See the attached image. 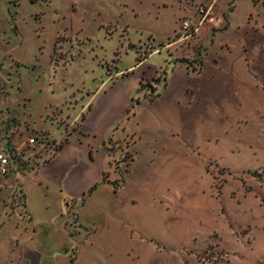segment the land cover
Listing matches in <instances>:
<instances>
[{"label": "crops", "instance_id": "crops-1", "mask_svg": "<svg viewBox=\"0 0 264 264\" xmlns=\"http://www.w3.org/2000/svg\"><path fill=\"white\" fill-rule=\"evenodd\" d=\"M172 1L179 7L174 30L186 18L201 20L197 3H204L211 15L194 39L203 47L201 56L191 51L189 63H180L176 54L170 55L165 80L154 83L153 97L134 98L143 67L158 66L150 63L153 55L128 69L115 68L113 82L102 66L85 68L81 79L85 87L96 89L91 95H42L73 67L70 63L57 70L49 62L35 65L22 80L32 86L37 76L38 107L34 102L39 97L27 92L26 85L0 97V146L2 129L12 124L20 127V148L36 134L62 143L54 159L3 181L0 264H100L99 247L112 241L122 245L133 264H178L173 253L166 255L161 245L142 238L139 229L151 217L177 223L192 217L211 224L219 218L212 180L206 188L195 187L186 165H193L189 156L199 151V140L210 128L216 137L220 126L234 131L242 125L238 131L249 139L264 127V76L259 70H264V1ZM180 42L178 38L171 45ZM4 46L11 48L0 44ZM13 54L32 63L18 47ZM106 87L112 90L102 92ZM186 177L189 184L184 186ZM18 182L20 196L14 192ZM218 204L225 215L224 205ZM233 211L228 208L222 218L227 229L223 246L230 251L231 225L237 228L249 219Z\"/></svg>", "mask_w": 264, "mask_h": 264}, {"label": "rangeland", "instance_id": "rangeland-1", "mask_svg": "<svg viewBox=\"0 0 264 264\" xmlns=\"http://www.w3.org/2000/svg\"><path fill=\"white\" fill-rule=\"evenodd\" d=\"M201 6L206 7L204 3L196 4L199 15ZM178 10L172 0H0V44L11 47L0 48V97L7 96L9 89L21 91L27 86V92L39 97L34 102L38 107L41 101L36 91L39 69H35L32 86L29 80L26 84L22 80L31 75L35 65L49 62L57 70L70 63L73 67L65 75L57 74L59 78L42 95L46 91H53L59 97L91 95L96 89L85 87L81 79L85 68L95 71L102 66L109 82H113L115 68L128 69L153 55L150 63L158 66L143 67L145 75L134 94L136 100L151 98L156 92L154 83L165 80V62L170 55L176 54V61L180 63H189L191 51L199 56L203 52L200 41H196L201 27L198 21H194L198 27L189 39H183L181 21L174 30ZM259 16L256 15L257 21ZM178 38L182 42L171 45ZM15 47L28 52L25 60L30 59L32 63L18 59L13 54ZM155 70L157 73L153 74ZM259 70L264 76V70ZM101 89L104 93L112 90ZM227 127L220 126L216 137L210 133L211 128L207 130L208 136L199 140V151L190 154V161L194 163L186 165L189 169L185 174L191 175L192 181L195 179V187L206 188L212 180L215 203L226 205L234 210L233 214L239 210L240 215L249 219L243 220L240 227L231 225L230 251L223 246L227 234L223 219L228 208L222 206L225 210L222 215L218 203L215 209L219 214L215 211L214 215L219 218L212 224L207 219L198 222L192 217L180 223L173 219L157 222V218L151 217L139 229L142 238L161 245L166 255L173 253L178 264H264V127L255 136L251 132L252 139L239 133L242 125L234 131ZM188 180L184 179V186L189 184ZM99 248L103 258L100 264H133L120 243L112 241Z\"/></svg>", "mask_w": 264, "mask_h": 264}, {"label": "built area", "instance_id": "built-area-1", "mask_svg": "<svg viewBox=\"0 0 264 264\" xmlns=\"http://www.w3.org/2000/svg\"><path fill=\"white\" fill-rule=\"evenodd\" d=\"M201 20L205 21L209 12L206 7H199ZM197 25L193 19H185L180 22V31L184 35L183 39H189L197 30ZM8 120L13 122L14 118L8 116ZM7 122V121H6ZM8 129H2L3 143L0 146V188L3 181L12 173L25 174L29 169L36 170L41 165L54 159L58 154L61 142L48 136H29L26 139L25 148H20L16 144V137L20 136L19 126L12 124ZM22 184L18 182L14 187L17 196L22 194Z\"/></svg>", "mask_w": 264, "mask_h": 264}]
</instances>
